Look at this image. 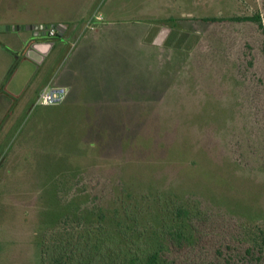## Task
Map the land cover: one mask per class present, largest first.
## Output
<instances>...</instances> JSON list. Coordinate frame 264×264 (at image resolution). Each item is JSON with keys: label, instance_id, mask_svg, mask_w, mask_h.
<instances>
[{"label": "rangeland", "instance_id": "obj_1", "mask_svg": "<svg viewBox=\"0 0 264 264\" xmlns=\"http://www.w3.org/2000/svg\"><path fill=\"white\" fill-rule=\"evenodd\" d=\"M52 22L36 63L26 26ZM263 45L264 0H0V264H42L63 228L155 247L165 225L192 236L177 264H264Z\"/></svg>", "mask_w": 264, "mask_h": 264}, {"label": "trees", "instance_id": "obj_2", "mask_svg": "<svg viewBox=\"0 0 264 264\" xmlns=\"http://www.w3.org/2000/svg\"><path fill=\"white\" fill-rule=\"evenodd\" d=\"M257 21L263 27L259 16H246L237 18ZM207 21H217L219 18H206ZM57 24H54L56 28ZM61 35L57 30L56 36ZM264 52V45H263ZM179 203V202H178ZM168 213L175 215L176 221L183 224L185 218L190 217L189 209L182 203L176 202L167 209ZM69 219L66 216L64 223ZM165 239L167 244H159L155 247L144 246L139 240L126 242L117 246L108 239H100L95 242L84 235L74 237L72 231L63 228L62 231L52 232L42 246V264H177L175 259L166 257V251L180 252L191 245V234L184 231L182 226L168 228L165 225ZM249 252V251H248Z\"/></svg>", "mask_w": 264, "mask_h": 264}, {"label": "water", "instance_id": "obj_3", "mask_svg": "<svg viewBox=\"0 0 264 264\" xmlns=\"http://www.w3.org/2000/svg\"><path fill=\"white\" fill-rule=\"evenodd\" d=\"M52 27H54V24H52ZM26 28L36 29L39 30L40 25H31L26 26ZM56 28L58 29L59 33L63 35L64 33V26L57 25ZM168 29H164L162 34L158 37V41H161L164 37V35L167 33ZM36 36L43 37L49 35V31H37L35 33ZM54 41H48V42H42V41H36L31 44V46L26 51V56L35 61L36 63H41L46 55L51 51L52 47L54 46ZM44 46H46V49L44 50Z\"/></svg>", "mask_w": 264, "mask_h": 264}, {"label": "built area", "instance_id": "obj_4", "mask_svg": "<svg viewBox=\"0 0 264 264\" xmlns=\"http://www.w3.org/2000/svg\"><path fill=\"white\" fill-rule=\"evenodd\" d=\"M97 22H103V17L99 16ZM95 22H89L87 27L94 28ZM57 28L51 27L48 29L49 36L54 37L56 36ZM68 94V88L67 87H52L51 89H48L47 87L43 90V92L40 94L39 100L42 104H56L61 102Z\"/></svg>", "mask_w": 264, "mask_h": 264}, {"label": "flooded vegetation", "instance_id": "obj_5", "mask_svg": "<svg viewBox=\"0 0 264 264\" xmlns=\"http://www.w3.org/2000/svg\"><path fill=\"white\" fill-rule=\"evenodd\" d=\"M39 25H40V24H39ZM32 30H33V34H34V33H36L37 31H47L48 28H47V27H42V26L40 25L39 30H36L35 28L32 29ZM48 36H49V35H47V36H43V37H39V36L33 35V36H32V41L30 42L29 47L31 46V44H32L33 42H36V41H42V42H48V41H51V40H49ZM29 47H28V48H29ZM45 49H46V46H44V50H45ZM48 54H49V53H48Z\"/></svg>", "mask_w": 264, "mask_h": 264}, {"label": "crops", "instance_id": "obj_6", "mask_svg": "<svg viewBox=\"0 0 264 264\" xmlns=\"http://www.w3.org/2000/svg\"><path fill=\"white\" fill-rule=\"evenodd\" d=\"M51 18H52V17H51ZM47 20H49V19H47ZM52 24H55V23L52 22ZM33 25H37V23H35V24H33ZM63 26H64V28H63V30H64L63 35L65 36V35H67V33H68V25L65 24V25H63ZM32 34H33V33H32ZM33 35H35V33H34ZM33 35L30 34V37H29V39H28V42H29V41H32V36H33ZM28 42H27V43H28ZM29 44H30V43H29Z\"/></svg>", "mask_w": 264, "mask_h": 264}]
</instances>
